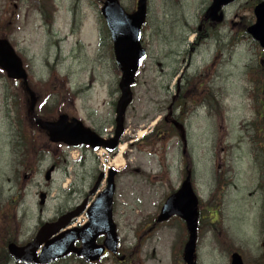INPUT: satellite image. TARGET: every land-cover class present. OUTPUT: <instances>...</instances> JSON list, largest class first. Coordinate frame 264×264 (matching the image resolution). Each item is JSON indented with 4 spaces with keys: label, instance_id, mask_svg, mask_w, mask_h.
Returning a JSON list of instances; mask_svg holds the SVG:
<instances>
[{
    "label": "rangeland",
    "instance_id": "obj_1",
    "mask_svg": "<svg viewBox=\"0 0 264 264\" xmlns=\"http://www.w3.org/2000/svg\"><path fill=\"white\" fill-rule=\"evenodd\" d=\"M44 1L0 0V35L7 37L22 59L32 90L39 97L37 107L44 105L53 113V119L60 114L80 119L108 137L115 119L121 76L108 57L107 35L91 24L82 32L70 33L69 14L77 0H53L59 10L56 18L67 15L68 19L58 18L55 26L49 28L37 11ZM136 1L122 0V4L133 12ZM256 1L238 0L226 9L225 24L212 34L203 50L213 54L218 39L222 55L216 70L221 64L225 107L223 125L219 119L215 127L208 122L201 129L190 130L189 154L201 199L198 264H230L232 252L243 254L245 264H264V134H258L257 126L252 125L257 117L248 99L252 92L249 81L261 69L258 63L262 49L244 29L255 22ZM210 3L211 0H149L143 35L149 58L133 88L134 102L126 116L127 134L122 144L124 153L121 165L116 167L121 175L117 179L114 220L123 249L141 253L135 264H184L182 255L188 236L181 220L172 219L150 231L165 198L172 192L168 183L160 185L159 180L163 179L158 177L166 172L170 184L177 179L178 170L172 168L170 172L166 167L181 151L172 152L168 140L159 141L155 148L139 146L138 140L160 124V117L166 113L160 110L170 106L178 85L176 76L189 59L185 36L198 26ZM78 11L84 14V9ZM4 24H8L5 32L1 29ZM105 54L107 58L102 60ZM212 54L200 55L195 68H206ZM215 77L216 74L213 86L219 92L220 83H215ZM20 91L0 76V226L4 219L9 221L7 210L11 208L10 238L25 244L43 224L86 199L92 203L95 196L89 194L100 174L114 167L115 156L51 145L33 126L31 178L25 192L21 187L17 198L19 168L12 149L25 128V101ZM131 142L135 147H130ZM166 153L169 160L163 167L160 161L167 160ZM52 165L58 170L52 181L46 182L45 173ZM21 178L23 183L22 175ZM40 192L49 195L44 208L39 207ZM12 200L15 204L10 206ZM85 222L84 215L74 226ZM142 235L145 238L138 248ZM60 264L78 263L66 260Z\"/></svg>",
    "mask_w": 264,
    "mask_h": 264
},
{
    "label": "water",
    "instance_id": "obj_2",
    "mask_svg": "<svg viewBox=\"0 0 264 264\" xmlns=\"http://www.w3.org/2000/svg\"><path fill=\"white\" fill-rule=\"evenodd\" d=\"M234 0H214L209 10L210 15H217L221 7ZM111 37L114 42L115 56L122 78L119 84L121 97L117 105V118L115 137L109 141L101 139L91 129H86L82 122L76 119L69 121L65 115L55 123H41L50 133L53 143H64L68 146H90L93 150L104 147L109 152L115 151L119 140L124 133V116L131 104L133 97L131 87L135 84V77L146 58L145 50L141 46V31L147 18V0H138L137 11L128 14L122 9L117 0H108L103 8ZM257 22L249 28L248 32L264 48V2L255 8ZM0 68L7 73L8 78L15 81L27 82V73L23 68L22 61L17 57L13 48L6 40H0ZM32 109L34 110L36 99L31 95ZM112 171L108 180L107 190L101 194L98 200L89 209L87 216L90 223L82 228H75L62 232L71 221L80 216L86 209V204L75 212L61 217L57 222L45 224L41 227L35 239L24 247L9 245L8 249L17 262L26 264H51L60 259L76 253L84 257L88 262H94L104 254L105 248L98 247L96 240L101 235H106L105 246L117 253L118 237L117 227L113 222V197L115 194V175ZM51 178V172L47 173L46 180ZM102 181L99 178L94 193ZM47 195L40 196V205H45ZM198 202L194 195L189 180L184 183L181 191L171 197L164 206L159 222H164L177 215L185 220L190 235L189 242L185 247L184 261L186 264H196V239L198 224ZM77 241L82 242V248H75ZM41 253L38 254V251ZM231 264H243L239 254L232 255Z\"/></svg>",
    "mask_w": 264,
    "mask_h": 264
},
{
    "label": "flooded vegetation",
    "instance_id": "obj_3",
    "mask_svg": "<svg viewBox=\"0 0 264 264\" xmlns=\"http://www.w3.org/2000/svg\"><path fill=\"white\" fill-rule=\"evenodd\" d=\"M77 1L78 3H76L75 6L71 8L69 14V17L71 18L70 32H82L84 29H88L87 26L90 24L92 28L97 26L100 31L102 29L105 30V23L101 14V8L106 0ZM78 4H80V8ZM79 9H84V13H86V15H83L82 12H79ZM37 11L41 18V11H44L47 15L48 4L41 8H38ZM89 11L90 13H88ZM89 14H91V16H89ZM63 17L65 19H68L67 15H63ZM220 27L221 26H217L210 21H206L205 17L203 16L202 20H200L199 25L196 27L197 29L189 30V32L186 34V40L184 41V44L188 46L189 59L187 60V64H185L184 69L180 72V74L176 76V79H178V85L169 106V113L164 118L167 131L166 136L172 143V149H182V155L179 158L174 159L172 168H178V170L185 174V178L187 177V173H191L187 172L188 170H191V156L188 150L190 130L194 127H199V129H201V127L208 122L207 119H209L211 122L214 121L215 117H219L220 119H222L223 78L219 72V70L221 69V64H218L219 69L218 71H215V83H220V86H218L219 96L218 92L213 89L212 76V73L217 65V61L221 56L220 49L218 50V39H216L215 53L212 54V51H203V49L207 47L212 34H217V30ZM191 35H194L193 40L192 38H190ZM203 54H212V60L214 62L207 68L199 66L195 68L194 62L198 61L200 59V55L203 56ZM103 57L105 58V55ZM219 97L220 102L218 100ZM182 99L183 104L181 103ZM30 118V114L26 113V116L23 119V124L25 125L24 132L19 139L20 142H18L16 145L17 149H12L13 153L15 154L14 157L17 159V164L24 170V176L30 169ZM159 131L160 130L154 131L152 137H160L157 136L159 134ZM15 136L18 137L17 135ZM16 141L17 139L15 140V142ZM53 167L55 168L56 166ZM184 180L183 175L180 176L176 180V185L174 186V188H177L178 186L181 187ZM192 184L195 191L197 192L198 186L196 183V177L193 175ZM25 185L26 181L24 180V189L26 188ZM104 240L105 237H101L98 240V243L102 244ZM122 256L125 257L126 255L119 251V254L117 256L106 255L105 258L115 261L118 264H125L126 260L124 262L119 261Z\"/></svg>",
    "mask_w": 264,
    "mask_h": 264
},
{
    "label": "trees",
    "instance_id": "obj_4",
    "mask_svg": "<svg viewBox=\"0 0 264 264\" xmlns=\"http://www.w3.org/2000/svg\"><path fill=\"white\" fill-rule=\"evenodd\" d=\"M7 25L8 24H4L1 25V29L3 32H5L7 30ZM0 38L2 39H7V37L5 35H0ZM0 76H5L4 71L0 70ZM52 112H45L43 115V119L45 120H49L52 119ZM11 227V222L10 220L7 221L6 219H4V222L1 223L0 226V264H10L12 263L11 258L6 250V243L5 241L8 240L10 238V232L8 230H10Z\"/></svg>",
    "mask_w": 264,
    "mask_h": 264
},
{
    "label": "bare ground",
    "instance_id": "obj_5",
    "mask_svg": "<svg viewBox=\"0 0 264 264\" xmlns=\"http://www.w3.org/2000/svg\"><path fill=\"white\" fill-rule=\"evenodd\" d=\"M123 153H124V147L122 146L120 148L119 154L117 155L116 159L114 160V165L113 166L117 167V166L121 165L120 163L122 162L121 160H122V154Z\"/></svg>",
    "mask_w": 264,
    "mask_h": 264
}]
</instances>
